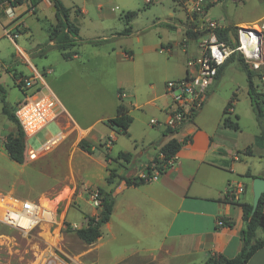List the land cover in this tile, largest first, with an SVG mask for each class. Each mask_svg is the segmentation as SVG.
Instances as JSON below:
<instances>
[{
	"label": "crops",
	"instance_id": "1",
	"mask_svg": "<svg viewBox=\"0 0 264 264\" xmlns=\"http://www.w3.org/2000/svg\"><path fill=\"white\" fill-rule=\"evenodd\" d=\"M28 3V0H23L19 6L25 4L27 7ZM43 3L53 8L49 0H40L34 8H30L28 11L26 7H12L7 0L0 1V86L6 92L10 84L16 86L21 78H30L25 75L35 73L40 84L35 86L31 80L32 87L29 89L23 91L18 87L22 91L23 97L15 101L14 110L19 102L25 99L26 95L33 94L35 90H38V93L53 94L59 103L58 116L60 118L54 119L52 122H55L60 128L59 133L63 135L62 144L50 149L47 154L41 153L37 158L30 159L31 161L28 162L37 165L42 162H54L55 156L52 159H46L47 156L52 155L54 150L62 148V154L58 153L57 156L63 159L64 168H67V172L60 176L56 185L59 187H63V185H69L73 188L79 187L83 191L87 187L112 190L113 209L108 222L101 227V236L96 241L102 238V228H105L108 242L120 243L124 248L122 250V253H125L123 255L124 260L134 259L131 264H204L214 254H220L226 258L235 257L242 248L241 232L244 221L241 204H251L252 180L256 176L264 178V165H261L260 160L255 159L261 150V147L255 144V137L259 135L257 130H251L244 134L240 129L238 122V119H241L238 110L239 101L232 102V107L228 110L229 113L223 114L224 101L227 98H224L221 103L214 99L215 88L224 76V68L233 60L223 66L220 74L209 86L208 98L194 118L179 129L171 130L167 135H162V138L157 139L156 142L151 140L149 147L145 149L138 145L137 139L144 137L146 133L137 134L133 125L141 120L142 116L145 117L143 122L147 128H149L147 123L150 124L153 119H159L162 122L166 118L165 108L169 103V98L165 95L164 83L161 81L156 86L148 88L147 99H138V91H140V88L136 86L138 81L133 76L132 69L130 70V67L125 65L132 62L134 56L132 51L125 44H122L123 41L132 36L133 31L130 35L118 37L100 46L82 44L77 49L78 54L72 59L64 60L62 58L65 63L69 64V70L76 68L78 72L84 71L91 60L101 58L105 63L106 72L115 78L112 84L113 95L108 103V108L101 111L96 110L99 106L93 108L78 107L79 118H77L71 108L65 104L67 101L64 102L62 98L58 97L44 77L41 76L43 71L41 70L39 73L36 70L35 67L37 66L33 64V60L46 57L47 54L35 56V49L39 44L27 45L26 34L31 35L28 26L23 23L28 29L27 33L17 32L13 35H11V28H7L12 20L9 14L15 18L21 17L25 11L28 14H34ZM218 5L222 8V13L219 16L211 15L210 9L209 14L211 18L218 21L220 26L237 28L264 25V0H224ZM74 6L79 7L76 3L67 7H72L71 20L79 25V18L87 14L88 10L86 7H79L81 11L76 14ZM96 6L101 8L100 4ZM15 10L16 12H14ZM96 11L97 17L102 21L106 14L98 9ZM183 14L175 19L172 17L167 20L175 33L169 35L166 41L161 38L158 41L144 44L143 50L148 54H155L152 56L156 57L163 52L178 53V46H181L185 60L194 56L197 53L200 38L197 36L194 39H188L189 37L185 35V29L194 30L196 19L190 17L188 23L186 20L188 15L184 11ZM120 15L121 13L118 15V19H120ZM53 16L55 23L54 8ZM19 22H23L22 19L18 20L17 23ZM122 29L123 27L119 30H111L106 34L84 36L79 27V34L83 38L112 37L115 32ZM17 39L20 40L21 46L18 45ZM262 56L264 64V45ZM21 64H24L25 67H21ZM40 65L41 69L45 68L46 74L53 71L48 63H41ZM67 71L68 69H66ZM15 74L17 75L16 79H14ZM3 75L7 76L6 84L2 82ZM20 75L23 76L19 77ZM184 75L185 73L182 76ZM119 90L123 92L120 98L128 108V114L132 117V122L125 134L116 129H111L106 124V120L116 113V107L119 103ZM241 90L244 92L243 102L247 103V109L243 115L246 119L251 120L253 129L254 126L259 129L251 109L247 84ZM231 91L235 95L238 93L236 88L231 89ZM125 99L126 101H124ZM6 100L11 106L14 105L7 95ZM149 110H152L156 117H152L148 121L146 115L151 112ZM133 111H136V114H133ZM225 117L237 122L239 128L234 130L224 126L222 122ZM155 127L159 131L167 130L164 127ZM14 131L15 123L1 112L0 102L2 154L5 152L3 148L4 137L8 133H14ZM50 137L48 136V138ZM121 137L130 138V146L120 145ZM171 137L183 141V144L175 155L174 163L164 172L158 173L155 179L128 186L123 180L115 178L112 184H107L105 180L108 175L107 168L113 162L112 168L116 170L118 175L134 177L146 173L147 165L159 155L160 146ZM81 140L86 141L91 146L92 153H88L79 147ZM248 147L251 149L250 154L244 152ZM97 148L99 155L95 157ZM114 148L117 151L115 155H112ZM120 152H131L130 162L127 163L121 159L116 160L115 158ZM44 154L46 155L42 156ZM106 154L109 155L108 160H105ZM260 157H264V151ZM81 160L82 162H80ZM93 162L99 163L106 173L98 177L89 170L88 163ZM156 172V169L151 170V174ZM246 172H249L251 176H245ZM236 185H242L244 190L241 194L234 196L231 193V186ZM43 193L45 192L40 193L36 199L40 198ZM0 194L19 197L13 184L6 188L0 187ZM218 219H223L225 223L219 226L217 224ZM255 238L264 240V229L257 228ZM95 242L84 249L82 253L92 249ZM246 264H264V246L259 248Z\"/></svg>",
	"mask_w": 264,
	"mask_h": 264
},
{
	"label": "rangeland",
	"instance_id": "2",
	"mask_svg": "<svg viewBox=\"0 0 264 264\" xmlns=\"http://www.w3.org/2000/svg\"><path fill=\"white\" fill-rule=\"evenodd\" d=\"M62 1L66 6H72L73 3H76L79 7H86L88 10V13L80 17L78 21V26L81 28V33L84 36H96L106 34L111 30H119L124 27V23L121 19H118V15L126 11H137V16L131 20L130 23L133 34L123 41L122 44H125L127 48L132 51L134 56L133 61L125 65H128L130 70L132 69L134 73V75H132L135 76L136 81H138L136 86L140 88V91H138L139 100L147 99L148 88L150 86L154 87L161 81L165 83L167 80L180 78L185 73L186 60L184 52L181 51V46H178V53L169 54L168 52H163L156 57L152 56L155 54H148L143 50L144 44L158 41L161 38L166 41L169 35L175 33V30L167 23L168 18L173 17V19H175L183 14V10L175 0H152L151 3H147L145 0ZM97 4H100L101 8H97ZM15 7L24 8L26 5H17ZM26 8L27 11L30 9L29 3ZM97 9L106 14L103 16L102 21L97 17ZM27 11L18 18L9 14L12 20L7 25V28H11V35L17 34V32L27 33L28 29L25 27L26 25L31 31V35L29 33L26 34L28 39L26 40L28 43L27 45H44L47 41V27L54 23L53 8L43 3L34 14H28ZM14 12H16V10ZM221 13L222 8L219 5L212 7L210 10L211 15L215 14L219 16ZM114 17L116 18L114 19ZM20 19H22L23 22L17 23ZM190 19V16H187L186 20L188 23ZM233 33L235 34V32ZM197 36L196 34V37ZM137 37H139V40H137ZM196 37H189L188 39H194ZM17 43L21 46L19 39H17ZM46 54V57L33 60V64H36L37 67L35 68L39 73L41 70L43 71L41 76L44 77L58 97L62 98L64 102L67 101L65 104L68 108H71V111L74 112L73 114L77 118H79L78 107L93 108L99 106L96 110L101 111H105L108 108V103L111 101L113 95L112 84L115 78L106 72L105 63L101 58L91 60L84 71L78 72L76 68L69 70V64H67V62L65 63L57 50H49ZM236 58L237 57L234 56L235 60L231 62L228 61L229 63L225 66L222 80L216 88L214 87L216 90L214 99H217V101L221 103L224 98H227L224 101L225 107L234 94L231 89L234 90L236 88L238 93H236L234 101H239L238 110L241 114V119H238V122L241 131L246 134L251 130H257L260 135L261 128L256 129L254 126L253 129L251 120L246 119L243 115L245 109H247V103L243 102L244 92L241 88L244 89L247 81L246 75L241 70ZM41 63L50 64V68H52L53 71L46 74L45 68L43 67V69H41ZM21 67H25L24 64H21ZM66 69H68L67 72ZM261 75H264L263 63L260 70L255 71L253 82L258 89L264 90V81L261 79ZM21 76L23 75L19 77ZM25 76L30 77L35 86L40 84V80L38 77H35V73ZM125 76L127 77L128 75ZM2 82L6 84V75H3ZM6 95L10 102L14 104L12 109H14L15 101L23 97L22 91L17 86L11 84L6 90ZM118 96L121 97V94ZM124 101H126V99ZM149 111L151 112L146 115V120L148 121L150 118L156 117L152 110ZM133 114H136V111H133ZM59 118L60 117L57 115L55 119L58 120ZM144 119L145 117L142 116V119L135 122L133 127L135 131H137V134L146 133L144 137H141L143 139L139 137L137 141L140 147L147 149L150 141L156 142L157 139H161L164 132L163 130H157L155 126H151L149 123H147V125H149V128H147L146 124L143 122ZM161 127L159 126V128ZM16 131L17 126L15 124L14 133H16ZM59 131L60 128L57 124L51 122L36 136L28 139L25 138V155L27 162L23 164L12 161L5 152H3V154L1 153L2 143L0 140V187L6 188L13 184L18 191L19 198L37 200L40 205L46 202V205L52 208L57 204L58 221L60 222L61 219H63L59 243L57 242L58 247L68 255L77 257L82 264H131L134 259L124 260L123 255L125 253H122L124 248L120 243L108 242L105 228H102L103 236L92 245L93 248L82 253L89 245L82 243L77 238L75 234L77 229L72 228L69 224L71 222H82V219L87 220L88 216L95 215L98 210L88 201V195L85 191L79 189V187L73 188L69 185L59 187V185H56L60 176L67 172V168H64L63 159L57 156L58 153L62 154V148L54 150L52 155L49 154L47 156L46 159H52L53 156H55L56 159L54 162H42L39 165L28 162L31 161L28 157V149H39L48 136H55ZM61 144L62 142H59L53 148L59 147ZM130 144V138H120V145L130 146ZM116 151L117 149L115 150L114 148L112 150V155H115ZM263 151L264 146H261L259 155L257 154L255 158L261 161V165H264V157H260ZM98 152L99 150L97 148L95 157L99 155ZM45 153L47 154V151H45ZM80 162H82V160ZM113 163L108 167L109 169L114 166ZM88 169L98 177L106 173L105 169H103L99 163H88ZM42 192L45 193H43L40 198L36 199ZM42 229H44V227L37 228L31 235L26 236L15 229H10L0 224V264H30L33 253L38 246L41 248L45 243L51 244Z\"/></svg>",
	"mask_w": 264,
	"mask_h": 264
},
{
	"label": "built area",
	"instance_id": "3",
	"mask_svg": "<svg viewBox=\"0 0 264 264\" xmlns=\"http://www.w3.org/2000/svg\"><path fill=\"white\" fill-rule=\"evenodd\" d=\"M175 1L186 15L192 19H196L195 26L197 28L195 27L193 28L194 30H190L198 34L200 39L197 53L186 60L185 75L181 78L167 80L164 83V92L169 98V103L165 108L166 118L162 122L159 119L150 121L152 126L162 125L170 131L179 129L194 118L207 100L209 86L217 77L220 67L233 54L240 56L250 69L259 71L263 63L262 48L264 43L263 24L253 27H237L235 41L232 44L219 40L216 35V29L220 24L217 20L210 17L209 10L224 0ZM146 2L151 3L152 0H146ZM8 12L10 11L8 10ZM260 77L264 81V75ZM19 84H21L24 90L32 87L30 78H21ZM118 93V95H123V92L120 90ZM59 110L58 100L53 94L38 93V90H35L33 94L26 95L25 99L19 102L14 110V115L25 138L28 139L35 136L52 122L59 114ZM62 139L63 135L58 133L48 138L39 149L34 150L29 148V159L33 160L37 158L41 153L56 146ZM174 161L175 159L170 161V165ZM158 173L150 175L141 173L139 177L150 181L155 179ZM231 190V193L237 196L244 189L242 185H236L234 187L231 186ZM85 193L88 195V201L98 210L95 215H98L101 207V195L98 193L97 188L87 187L85 188ZM0 200L5 201V205L0 206L1 225L15 229L26 236L31 235L37 228L44 226L42 230L44 232L47 231L50 237L58 235L60 238L63 219L60 222L58 221L57 204H55V207L48 209L41 206L37 200L13 197L6 194H0ZM86 224L87 220L82 219V222H71L69 225L72 228L79 229ZM217 224L221 226L224 222L222 219H218ZM30 264L82 263L77 257H72L62 251L57 243H45L41 248L37 247Z\"/></svg>",
	"mask_w": 264,
	"mask_h": 264
},
{
	"label": "trees",
	"instance_id": "4",
	"mask_svg": "<svg viewBox=\"0 0 264 264\" xmlns=\"http://www.w3.org/2000/svg\"><path fill=\"white\" fill-rule=\"evenodd\" d=\"M1 2L4 0H0ZM12 7L22 4L23 0H7ZM29 7L34 8L40 0H28ZM54 8L55 20L56 22L50 24L47 27L48 39L44 45H38L35 49V56H44L49 50L55 49L60 52L64 60H70L78 54V47L82 44H90L93 46H100L104 43L112 41L121 36L130 35L132 32L130 21L137 16V11H126L121 13L120 19L124 23L122 30L115 32L112 37H92L83 38L79 34L78 25L71 20V9L72 7H67L62 0H49ZM74 12L80 13V8L74 6ZM236 27H226L219 26L216 29V35L219 40L227 41L232 44L230 37V32H235ZM185 35L187 37H196V33L190 29L185 30ZM235 36L236 34L233 33ZM236 60L241 68V70L246 75L247 81V93L250 99L251 109L255 115L256 121L261 128V134L255 137V144L257 146H264V90H259L258 87L253 82V77L255 71L250 69L248 65L243 61V59L233 54L227 61ZM225 63V64H226ZM224 64V65H225ZM222 65L218 71L220 74L223 66ZM17 75H14L16 79ZM17 87L22 89L21 84H16ZM236 95L233 94L231 99L227 102L224 107L223 114L229 113V108L232 107V102L235 100ZM0 102H1V112L7 116L9 120L14 122L17 126L16 133H8L3 139V148L7 156L14 162L18 164H23L26 161L25 149L26 140L20 125L18 124L16 117L14 115V109L6 100V92L2 86H0ZM132 122V117L128 114V108L122 102L119 97V103L116 107V113L113 117L106 120V124L111 129H116L117 131L125 134L127 129ZM223 125L231 129L237 130L239 128L237 122H233L229 117L223 119ZM169 129L164 131L163 135L169 133ZM183 141H178L177 139L171 137L159 148V155L153 159V161L147 165V175L151 174L152 169H156L157 172L162 173L167 168H169L170 161L175 159V155L181 148ZM79 147L88 152L92 153L91 146L84 140L79 142ZM246 153H251L250 147L244 150ZM132 157L131 152H120L116 156L117 159H121L124 162H130ZM109 159V155H105V160ZM108 175L105 178L107 184H112L115 178L123 180L126 185H138L146 182V180L139 176L127 177L125 175H118L116 170L107 168ZM245 176H251L249 172H246ZM98 193L101 195V207L98 215L88 216L87 224L75 231L77 238L84 244L90 245L95 242L101 236V227L108 222L113 205L114 197L112 195V190H105L103 188H97ZM264 193H262L258 205L251 215L252 205L249 203H242L241 207L243 210V221L244 227L241 232L242 236V248L240 252L233 258H226L220 254L211 255L204 264H246L249 258L262 246H264L263 239L255 238V233L257 228L264 229ZM223 220V219H222ZM224 222V221H223ZM225 223V222H224ZM68 224V223H66Z\"/></svg>",
	"mask_w": 264,
	"mask_h": 264
},
{
	"label": "water",
	"instance_id": "5",
	"mask_svg": "<svg viewBox=\"0 0 264 264\" xmlns=\"http://www.w3.org/2000/svg\"><path fill=\"white\" fill-rule=\"evenodd\" d=\"M230 37L232 42H234L235 36L233 35L232 32H230ZM262 193H264V178L256 176L252 180V202H251L252 208L250 213L251 215L253 214V212L255 211L258 205V201Z\"/></svg>",
	"mask_w": 264,
	"mask_h": 264
},
{
	"label": "bare ground",
	"instance_id": "6",
	"mask_svg": "<svg viewBox=\"0 0 264 264\" xmlns=\"http://www.w3.org/2000/svg\"><path fill=\"white\" fill-rule=\"evenodd\" d=\"M46 204L47 203L44 202V204H42L41 206L46 207L48 209H51L52 208L51 206L46 205ZM3 205H5V201L4 200H0V206H3ZM44 234H45L46 238L51 242V244H56L58 242V240H59L58 235H56L55 237H50V235L48 234L47 231H45Z\"/></svg>",
	"mask_w": 264,
	"mask_h": 264
}]
</instances>
